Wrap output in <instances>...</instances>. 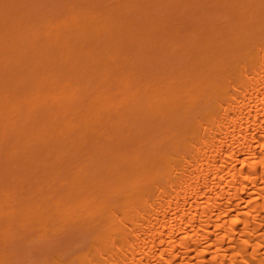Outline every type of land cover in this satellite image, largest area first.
<instances>
[{"label":"bare ground","instance_id":"obj_1","mask_svg":"<svg viewBox=\"0 0 264 264\" xmlns=\"http://www.w3.org/2000/svg\"><path fill=\"white\" fill-rule=\"evenodd\" d=\"M107 1L0 0V159L81 158L2 201L0 235L82 225L55 264H264V0Z\"/></svg>","mask_w":264,"mask_h":264},{"label":"rangeland","instance_id":"obj_2","mask_svg":"<svg viewBox=\"0 0 264 264\" xmlns=\"http://www.w3.org/2000/svg\"><path fill=\"white\" fill-rule=\"evenodd\" d=\"M80 161L79 157L71 159L69 163L57 165L51 163V159L45 158L31 163L26 161L25 164L20 160L12 166L11 163L5 164L1 158L0 204L6 198L20 201L27 199L38 185L51 181V177H56L58 174L60 178L69 176L74 171L72 167L74 168ZM67 164H70L68 168L65 167ZM57 177L55 179L60 180ZM89 235L82 225L72 226L70 222L59 221L44 233L35 225L24 229L13 226L9 235H0V264H43L45 259H48L47 264H55L51 259L52 256L70 257L86 246Z\"/></svg>","mask_w":264,"mask_h":264}]
</instances>
